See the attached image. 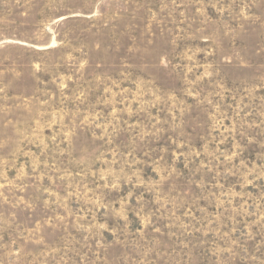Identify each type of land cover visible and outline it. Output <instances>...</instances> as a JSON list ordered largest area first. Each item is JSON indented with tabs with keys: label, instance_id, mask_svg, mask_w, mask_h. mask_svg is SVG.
Returning <instances> with one entry per match:
<instances>
[{
	"label": "rangeland",
	"instance_id": "374dc122",
	"mask_svg": "<svg viewBox=\"0 0 264 264\" xmlns=\"http://www.w3.org/2000/svg\"><path fill=\"white\" fill-rule=\"evenodd\" d=\"M0 264H264V0H0Z\"/></svg>",
	"mask_w": 264,
	"mask_h": 264
}]
</instances>
